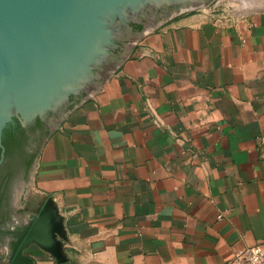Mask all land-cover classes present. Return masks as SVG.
I'll return each instance as SVG.
<instances>
[{"label": "crops", "instance_id": "1", "mask_svg": "<svg viewBox=\"0 0 264 264\" xmlns=\"http://www.w3.org/2000/svg\"><path fill=\"white\" fill-rule=\"evenodd\" d=\"M225 6L136 40L43 142L32 187L66 264H228L264 245V14Z\"/></svg>", "mask_w": 264, "mask_h": 264}, {"label": "water", "instance_id": "2", "mask_svg": "<svg viewBox=\"0 0 264 264\" xmlns=\"http://www.w3.org/2000/svg\"><path fill=\"white\" fill-rule=\"evenodd\" d=\"M211 1L0 0V264H34L31 245L66 264L62 218L32 187L43 142L136 40Z\"/></svg>", "mask_w": 264, "mask_h": 264}, {"label": "rangeland", "instance_id": "3", "mask_svg": "<svg viewBox=\"0 0 264 264\" xmlns=\"http://www.w3.org/2000/svg\"><path fill=\"white\" fill-rule=\"evenodd\" d=\"M225 5L232 6L233 9L231 11L234 14L252 12L264 14V0H212L211 4L207 8L200 11H206L209 14H218L222 11H227V7ZM195 12L199 11H192L191 13Z\"/></svg>", "mask_w": 264, "mask_h": 264}, {"label": "built area", "instance_id": "4", "mask_svg": "<svg viewBox=\"0 0 264 264\" xmlns=\"http://www.w3.org/2000/svg\"><path fill=\"white\" fill-rule=\"evenodd\" d=\"M222 215H218L220 220ZM228 264H264V245H257L244 249L234 256Z\"/></svg>", "mask_w": 264, "mask_h": 264}, {"label": "flooded vegetation", "instance_id": "5", "mask_svg": "<svg viewBox=\"0 0 264 264\" xmlns=\"http://www.w3.org/2000/svg\"><path fill=\"white\" fill-rule=\"evenodd\" d=\"M189 13H191V12H189ZM189 13H188V11H183V12H181V13H179V14L173 16L172 18L166 20L165 22H167V21H169V20H172V19H174V18H176V17L182 16V15H185V14H189ZM165 22H163V23H165ZM163 23H162V24H163ZM160 25H161V24H160ZM160 25H159V26H160ZM159 26H157V27H159Z\"/></svg>", "mask_w": 264, "mask_h": 264}, {"label": "trees", "instance_id": "6", "mask_svg": "<svg viewBox=\"0 0 264 264\" xmlns=\"http://www.w3.org/2000/svg\"><path fill=\"white\" fill-rule=\"evenodd\" d=\"M26 231H27V230H26ZM25 233H26V232H25ZM24 235H25V234H24ZM23 237H24V236H23ZM22 239H23V238H22ZM22 239H21V241H22ZM21 241H20V243H21ZM20 243H19V245H20ZM19 245H18V246H19ZM18 246H17V247H18Z\"/></svg>", "mask_w": 264, "mask_h": 264}]
</instances>
